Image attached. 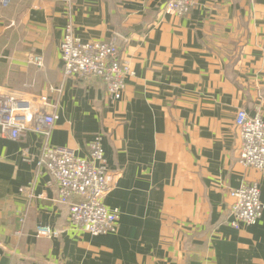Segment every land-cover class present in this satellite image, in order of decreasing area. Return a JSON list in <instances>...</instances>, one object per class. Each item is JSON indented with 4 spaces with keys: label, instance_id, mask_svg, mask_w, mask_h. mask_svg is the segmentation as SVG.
Masks as SVG:
<instances>
[{
    "label": "crops",
    "instance_id": "1",
    "mask_svg": "<svg viewBox=\"0 0 264 264\" xmlns=\"http://www.w3.org/2000/svg\"><path fill=\"white\" fill-rule=\"evenodd\" d=\"M166 1L0 5V89L47 94L59 114L46 141L38 131L0 136V264H264V211L233 228L228 194L258 182L264 204V169L239 163L234 125L240 108L264 119V0H196L183 17ZM67 23L84 41L116 39L135 73L120 100L107 101L100 79L62 74ZM31 53L42 68L27 63ZM97 134L117 174L104 203L119 218L114 232L92 236L69 225L36 159L44 143L85 156ZM38 225L62 233L37 238Z\"/></svg>",
    "mask_w": 264,
    "mask_h": 264
},
{
    "label": "built area",
    "instance_id": "2",
    "mask_svg": "<svg viewBox=\"0 0 264 264\" xmlns=\"http://www.w3.org/2000/svg\"><path fill=\"white\" fill-rule=\"evenodd\" d=\"M11 0H0L7 7ZM196 0H167L166 13L186 16ZM61 72L65 77L100 79L105 87L107 101L116 102L123 96L125 79L133 76L130 61L122 57L115 38L84 41L74 33L73 25L64 27L59 44ZM27 63L43 67L41 54L31 53ZM55 90L52 85L48 86ZM51 108V110H48ZM47 94L25 98L0 89V136L10 140H24L29 131H38L46 138L59 114L53 110ZM234 125L241 140L239 163L258 171L264 169V119L259 112L248 113L240 108L235 113ZM36 166L46 172L57 188V201L68 206V223L81 232L98 236L114 232L119 218L117 208H109L104 200L114 186L117 174L108 167L104 157L100 134L88 143V152L79 156L66 146H50L44 143ZM21 191L32 197L31 187ZM233 198L230 206V226H252L261 218L264 204L261 201L258 182H244L238 188L228 190ZM23 221V218L21 219ZM21 234V231H16ZM62 231L49 225H38L37 238L53 239Z\"/></svg>",
    "mask_w": 264,
    "mask_h": 264
},
{
    "label": "rangeland",
    "instance_id": "3",
    "mask_svg": "<svg viewBox=\"0 0 264 264\" xmlns=\"http://www.w3.org/2000/svg\"><path fill=\"white\" fill-rule=\"evenodd\" d=\"M230 210V209H229Z\"/></svg>",
    "mask_w": 264,
    "mask_h": 264
}]
</instances>
